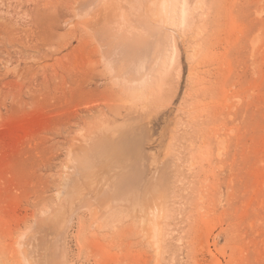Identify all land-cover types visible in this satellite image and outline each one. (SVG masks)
<instances>
[{
	"label": "rangeland",
	"instance_id": "obj_1",
	"mask_svg": "<svg viewBox=\"0 0 264 264\" xmlns=\"http://www.w3.org/2000/svg\"><path fill=\"white\" fill-rule=\"evenodd\" d=\"M75 2L0 0V264H264V0H174L173 30L149 25L160 58L134 96ZM105 126L69 174L70 149ZM68 175L79 198L61 210ZM123 197L131 215L160 200L156 234ZM107 198L116 214L95 223Z\"/></svg>",
	"mask_w": 264,
	"mask_h": 264
},
{
	"label": "bare ground",
	"instance_id": "obj_2",
	"mask_svg": "<svg viewBox=\"0 0 264 264\" xmlns=\"http://www.w3.org/2000/svg\"><path fill=\"white\" fill-rule=\"evenodd\" d=\"M78 2V5L75 3H73L72 5V11H73V14L74 16L77 18V19H81V23L83 24V22L85 23V27L87 28V32L88 34H91V36H93V38L97 41V43H99L100 47L102 48L101 49V60H103L102 62L105 63V68L107 70H109L110 74L112 75V77L114 78V81L120 85V88L122 91H124L123 89L129 91L128 93H131L132 96H134L137 92V95H138V92L140 93V91L142 92V90L144 89V86H146L145 84L148 82L149 80V75H150V72L152 71L151 70V64L160 58V53H158V45H156V38L157 37H154V36H151L149 34H153L151 32V28L149 27V25L151 24V22H153L155 25H156V29L155 31H159V28H163V24L164 26L168 29H166L167 31H172L173 28H174V24H175V20H174V11H175V8H174V0H134V1H131V0H76ZM78 21V20H77ZM77 23H80V22H77ZM153 26V25H152ZM162 26V27H161ZM85 28V29H86ZM155 34V33H154ZM90 36V37H91ZM94 40V42H95ZM160 41V40H159ZM97 45V44H96ZM98 45V46H99ZM97 46V48H98ZM99 50V49H98ZM126 62L129 63V65H126ZM103 63V64H104ZM154 64V63H153ZM157 64V63H156ZM130 94V96H131ZM126 122V121H125ZM124 122V124H125ZM119 124V123H118ZM103 127V126H102ZM119 127V126H118ZM112 128V127H111ZM110 128V129H111ZM115 128V126L113 127ZM120 128V127H119ZM99 129V127H98ZM101 129V127H100ZM104 129V128H103ZM105 129H106V126H105ZM122 129V128H121ZM132 130V129H131ZM93 131V130H92ZM88 132V131H87ZM104 132V131H102ZM101 132V133H102ZM107 129H106V132L100 134L99 135H93L94 133H92V137L90 138H86L85 140H81L77 141V145L74 146L73 145V148L70 149V156L73 157V159H71L73 161V163L75 162L74 165H69L67 166L66 168L69 169V174H71L73 171L72 170H81V169H86V168H89L91 167L92 163V159L89 158V155H87V152H91L92 154V149L93 148H96V147H99L100 144L102 143H105V141H107L106 139L108 138V140L110 141L111 139H109V135H107ZM111 132V131H109ZM84 133V132H83ZM89 133V134H91ZM117 133V132H116ZM82 134V133H80ZM96 134V133H95ZM113 134V133H112ZM111 135V134H110ZM129 135V134H128ZM84 138H85V135H83ZM120 136V135H119ZM136 136V135H135ZM82 137V136H81ZM114 137V136H113ZM118 137V136H117ZM134 137V136H133ZM83 138V137H82ZM141 138V137H140ZM75 139V138H74ZM118 139V138H117ZM74 141V140H73ZM76 141V140H75ZM75 143V142H74ZM73 144V143H72ZM106 144V143H105ZM104 144V145H105ZM141 145V144H140ZM129 146V145H128ZM104 148L102 145L100 146V148ZM99 148V149H100ZM98 149V148H97ZM120 149V148H119ZM89 150V151H88ZM95 150V149H93ZM129 150V149H128ZM101 151V150H100ZM103 151V149H102ZM106 151V150H105ZM127 151V150H126ZM95 151H93L94 153ZM117 152V151H116ZM119 153V152H117ZM115 153V154H117ZM124 153V152H123ZM123 153H121L123 155ZM127 154V153H126ZM120 155V153L118 154V156ZM111 156V155H110ZM126 155H124L125 157ZM101 157V156H100ZM140 157V156H139ZM103 158V157H102ZM116 158V157H115ZM70 159V158H69ZM99 159V158H97ZM110 159V158H109ZM108 159V160H109ZM119 159V158H118ZM108 160H106L108 162ZM141 160V159H140ZM100 161V159H99ZM105 161V163H106ZM103 162V161H102ZM111 163V162H110ZM109 163V164H110ZM168 163V162H167ZM94 165V164H93ZM107 165V164H106ZM169 165V164H168ZM105 167V165H104ZM99 168H102V167H99ZM138 168V167H137ZM92 169V168H91ZM117 169V168H116ZM140 170V169H139ZM66 171V169H65ZM87 171V170H86ZM102 172V171H101ZM137 172V171H136ZM135 172V173H136ZM141 173V172H140ZM143 173V172H142ZM141 173V174H142ZM76 174V173H75ZM112 174V173H111ZM78 175V174H77ZM136 175V174H135ZM69 176V175H68ZM71 176L73 175H70L68 178V183L66 185H64V188L62 189V191L60 193H58V199L60 198L61 200H64L66 197H69L68 200H69V204H67L66 206L65 205V202H68V201H65L64 202V205H60V209L62 210H65L67 207L72 210L73 208V201L74 199L76 198L75 196V191L73 190L74 189V184H75V179L74 178H71ZM80 175H78L79 177ZM97 176V175H96ZM106 176V175H105ZM112 176V175H111ZM129 176V175H128ZM75 177V176H74ZM114 177V176H113ZM154 177V176H153ZM67 178V176H66ZM112 178V177H111ZM110 178V179H111ZM116 178V177H115ZM128 178V177H127ZM126 178V179H127ZM124 179V178H123ZM81 180V178H80ZM83 180V179H82ZM64 181V180H63ZM103 181V180H101ZM131 181V180H130ZM90 182V181H89ZM121 182V181H120ZM123 182V181H122ZM132 182V181H131ZM146 182V181H145ZM81 183V182H80ZM97 183V181H96ZM115 183V182H114ZM113 183V184H114ZM139 183V181H138ZM149 183V182H148ZM84 184V183H83ZM105 184V183H104ZM126 184V183H125ZM96 185V184H95ZM115 185V184H114ZM121 184H119L120 186ZM94 186V185H93ZM102 186V185H101ZM118 186V187H119ZM77 187V186H76ZM80 187V186H79ZM107 187V186H106ZM124 187V186H123ZM130 187V185H129ZM142 187V186H141ZM150 187V186H149ZM116 189V187H114ZM76 189V188H75ZM82 189V188H81ZM100 189V188H99ZM104 189V188H103ZM141 189V188H140ZM149 189V188H148ZM147 189V190H148ZM138 190V189H137ZM115 191V190H114ZM117 191V189H116ZM87 192V191H86ZM102 192V191H101ZM119 192V191H118ZM118 192L116 194H118ZM143 192V191H141ZM148 192V191H146ZM83 193V192H82ZM90 194V192H88ZM92 193V192H91ZM108 193V191H107ZM120 193V192H119ZM150 193V192H149ZM152 193V192H151ZM150 193V194H151ZM84 194V193H83ZM88 194V195H89ZM115 194V193H114ZM123 194V193H122ZM154 194V193H152ZM86 195V194H85ZM103 195V194H102ZM110 195V194H109ZM119 195V194H118ZM118 195H115L116 197ZM138 195V193H137ZM145 194H143L144 196ZM60 196V197H59ZM91 196V194H90ZM112 196V195H111ZM114 196V197H115ZM123 196V195H122ZM130 196V195H129ZM140 197V195H138ZM137 196V197H138ZM113 197V198H114ZM115 197V198H116ZM121 197V196H120ZM125 197V196H124ZM120 198L121 199V207L124 208L123 209V213H124V216L126 219L128 220H131V223H137V224H141L142 227H144V229L146 230V232L148 231L149 233V230L151 229V225L154 223V219H159L160 222L164 221L160 218V212L159 213H156V210L155 211V207L157 206V203L160 202V200H157L158 202H153V203H147L146 205L149 204V207L145 210L143 207H140L139 208V211H135L134 213L132 212V215L130 214L131 213V210L133 208V205L135 203H132L130 204L129 203V199L128 197L126 198ZM136 197V196H135ZM147 197V196H145ZM155 197V196H154ZM77 198H79L77 196ZM76 198V199H77ZM100 198V197H99ZM112 198V199H113ZM118 198V197H117ZM131 198V197H130ZM162 198V197H161ZM75 199V200H76ZM104 199V198H103ZM109 198H107L106 200H108ZM112 199L111 200H108L107 202H105L103 200V203L102 205L98 206L97 205V208H99L98 210H93L92 211V208H90V206H88L91 211H90V219L92 220V218L94 219L96 217V219L94 220H97V217H100L101 215H103L105 213L106 215V210L108 208H110L109 206V202L111 201L112 203ZM134 199V198H133ZM140 199V198H139ZM145 199V198H144ZM150 200L152 198H149ZM82 200V199H81ZM85 200V199H83ZM115 200V199H114ZM117 200V199H116ZM86 201V200H85ZM84 201V202H85ZM89 201V200H88ZM94 201V200H93ZM99 201V200H98ZM100 201H102V199H100ZM128 201V202H127ZM131 202H134L132 200H130ZM135 201H138L136 198H135ZM147 201V200H146ZM153 201V200H152ZM59 202V201H58ZM118 202L119 199H118ZM86 205H87V201L85 202ZM89 203V202H88ZM115 203V202H114ZM57 204V203H55ZM59 204V203H58ZM63 204V203H62ZM97 204V203H96ZM101 204V203H100ZM140 204V203H139ZM164 204H167V201L166 203ZM79 205V204H78ZM84 205V204H83ZM90 205V204H89ZM138 205V204H137ZM141 205V204H140ZM113 207H115L113 204H112ZM139 206V205H138ZM160 206V205H159ZM166 206V205H165ZM56 207V206H55ZM54 207V208H55ZM79 207V206H78ZM83 207V206H82ZM86 207V206H85ZM85 207H83V209L87 210ZM161 207V206H160ZM159 208V207H158ZM162 208V207H161ZM164 208H167V207H164ZM75 209V208H74ZM82 209V210H83ZM115 209V208H114ZM136 210V208H134ZM138 209V208H137ZM110 210L112 212H110V215L111 213H115L113 211V209L110 208ZM163 209H159V211ZM44 211V210H43ZM49 213H51L50 211L51 210H48ZM60 211V210H59ZM68 211V209H67ZM116 211V209H115ZM167 211V209H166ZM165 209H164V212H166ZM74 212V211H73ZM79 212V210L77 209V213ZM164 212H162L164 214ZM47 213V211H46ZM69 214V213H68ZM74 214H76V211L74 212ZM72 213V215H74ZM116 214V213H115ZM114 214V215H115ZM107 217L110 216L109 213L105 216ZM131 215V216H130ZM162 215V214H161ZM43 216V215H42ZM102 216V217H103ZM113 216V215H111ZM165 216V214L163 215ZM41 217V215H40ZM45 217V216H44ZM43 217V218H44ZM101 217V218H102ZM129 217H131L129 219ZM166 217H167V214H166ZM165 217V218H166ZM39 218V217H37ZM36 218V219H37ZM65 218H66V214H65ZM73 219V217H71ZM69 218V219H71ZM119 218V217H118ZM164 218V217H163ZM45 219V218H44ZM43 219V220H44ZM99 219V218H98ZM110 219H112V217H110ZM109 219V220H110ZM161 219V220H160ZM92 220V221H94ZM103 220V219H102ZM113 220V219H112ZM37 221V220H36ZM41 221V220H40ZM58 221V220H56ZM61 221V220H60ZM101 221V219H100ZM104 221H107L106 218ZM159 221L156 222L157 225H164L163 223L161 224ZM39 222V221H38ZM70 223H72V220H69ZM95 222V221H94ZM103 222V221H102ZM160 224H159V223ZM97 223V222H95ZM60 224V223H59ZM65 224V222L63 223ZM62 224V225H63ZM66 225H70V224H66ZM67 226V227H68ZM134 226V225H133ZM139 227V226H138ZM153 228H155V226H152ZM163 227V226H161ZM36 228V227H35ZM53 228V227H52ZM50 228V229H52ZM141 228V227H140ZM31 229V228H30ZM63 229V228H62ZM139 229V228H138ZM142 229V228H141ZM156 229V228H155ZM161 229V228H160ZM140 230V229H139ZM139 230H136L138 233ZM39 231V229H38ZM141 231V230H140ZM150 235L152 234H156V232L158 231L156 229V232H153L152 229L150 230ZM162 231V229H161ZM45 232V231H44ZM30 233V232H29ZM46 233V232H45ZM42 234V236H44V234ZM49 233V232H48ZM56 233V231H55ZM57 233H60L58 232L57 230ZM56 233V234H57ZM63 233V231L61 232ZM60 233V234H61ZM145 233V232H144ZM143 233V235H144ZM164 233V232H163ZM55 234V235H56ZM142 234V233H141ZM25 235V234H24ZM27 235V234H26ZM31 235V234H30ZM59 235V234H57ZM147 235L146 238H150L152 236H149V234H145ZM160 235V234H159ZM22 236V234H21ZM29 236V234H28ZM39 236V235H37ZM64 236V235H63ZM66 236V234H65ZM27 237V236H26ZM58 237V236H57ZM155 237V236H154ZM31 238V237H30ZM34 238V239H33ZM32 239V244L33 245V242L35 243L34 240H36L35 237H33ZM47 238V236H46ZM62 238V236H61ZM64 238V237H63ZM157 238V237H156ZM21 239V238H18V240ZM44 239V238H42ZM49 239H51V237H49ZM60 239V238H59ZM66 239V238H65ZM151 239H154V238H151ZM158 239L159 237L157 238V242H158ZM162 239V238H161ZM160 239V240H161ZM54 240V239H52ZM57 240V239H56ZM62 240V239H61ZM147 240V239H146ZM159 240V241H160ZM24 241H25V237H24ZM39 241V240H38ZM50 241V240H49ZM63 241V240H62ZM151 241V240H150ZM149 241V242H150ZM155 241V240H154ZM154 241L152 240V242L154 243ZM162 241V240H161ZM160 241V242H161ZM31 242V241H30ZM40 242V241H39ZM43 242V241H42ZM41 242V244H42ZM47 242V241H46ZM58 242V241H57ZM148 242V241H147ZM156 242V241H155ZM18 243V241H17ZM16 243V244H17ZM22 243V242H21ZM50 243V242H48ZM59 243V242H58ZM24 245H27L26 243H22ZM29 244V246H30ZM40 244V243H39ZM40 244V245H41ZM47 244V243H46ZM151 244V243H150ZM160 244V243H159ZM19 245V244H18ZM17 245V246H18ZM38 245V243H37ZM37 245H36V248H37ZM55 245V244H54ZM59 245V244H58ZM29 246H28V250L29 251ZM60 246V245H59ZM24 247V246H23ZM31 247V246H30ZM32 247H35L34 245ZM40 246H38V249H39ZM52 247V246H51ZM68 247V246H67ZM157 247V246H156ZM27 247H25L24 250H26ZM46 248V247H45ZM154 245H153V248L151 247V249H154ZM41 249V248H40ZM39 249V250H40ZM44 249V248H43ZM51 249V248H50ZM52 249H56V248H53ZM58 249V248H57ZM56 249V251H57ZM62 249V248H61ZM16 250V249H15ZM32 250H34V248H32ZM32 250H30L31 252H33ZM17 251V250H16ZM19 251H22L19 249ZM38 251V250H36ZM44 251H47L46 249ZM154 251V250H152ZM157 251V250H155ZM23 252V251H22ZM161 252V251H160ZM19 253V252H18ZM29 253V252H28ZM43 253V251H42ZM48 253V252H46ZM155 253V252H154ZM159 253V252H158ZM158 253H156V255H158ZM22 254V253H21ZM39 254V252H38ZM68 254V253H67ZM20 255V254H19ZM29 255V254H28ZM48 255V254H47ZM70 255V254H69ZM155 255V256H156ZM23 257H25V253H23L22 255ZM56 257V256H55ZM65 257V256H64ZM29 258V257H28ZM32 258V257H31ZM69 258V257H68ZM160 258V256H159ZM23 259V258H22ZM26 259V258H24ZM34 259V258H33ZM32 259V260H33ZM158 259V258H157ZM39 260V259H38ZM64 260V259H63ZM69 260V259H68ZM47 261V260H46ZM29 262V261H28ZM33 262V261H31ZM35 262V261H34ZM37 262V261H36ZM72 262V261H71ZM54 262L50 263L49 264H53ZM30 264V262L28 263Z\"/></svg>",
	"mask_w": 264,
	"mask_h": 264
}]
</instances>
